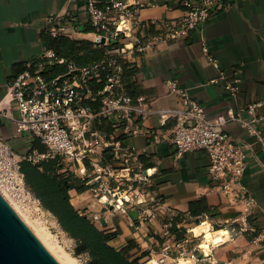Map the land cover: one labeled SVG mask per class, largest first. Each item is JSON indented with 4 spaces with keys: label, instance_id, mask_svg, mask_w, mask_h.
<instances>
[{
    "label": "built area",
    "instance_id": "built-area-1",
    "mask_svg": "<svg viewBox=\"0 0 264 264\" xmlns=\"http://www.w3.org/2000/svg\"><path fill=\"white\" fill-rule=\"evenodd\" d=\"M177 1L184 7L181 17L143 22L141 9L156 6L158 1L85 0L93 41L101 49V56L89 64L80 65L59 56L52 48L45 49L27 62L25 70L12 80L9 91L19 110V117L15 119L17 130L36 136L47 150L32 149L21 158L0 136L1 182L14 188L17 175L24 179L23 159L39 163L58 158L67 162L74 173H82L87 190L106 210L128 214L129 209L136 208L140 220L154 224L163 208V198L154 182L157 169L145 166L141 159L143 151L132 142L135 136L144 134L149 137L148 146L167 140L177 156L194 150L206 151L210 159L209 175L219 182L224 194L234 195L243 205L239 223H231L223 236L233 237L255 230L250 217L257 204L256 196L246 187L237 191L233 188L241 182L247 168L245 147L249 144L237 140L226 125L239 123L247 135L262 144L264 151V131L257 126L264 122V115L257 113L264 97L237 110L229 108L227 112L211 116L191 95L189 88L170 78L166 84L169 92L178 97L179 107L173 114L175 125L167 134L146 124L154 112L151 108L153 100L144 95L133 97L126 87L124 60L129 54H145L160 43L185 37L192 31L198 33L207 60L221 69V62L210 52L204 33L206 24L223 6V0ZM72 17L48 14L45 29L54 36L69 34L75 29ZM153 25L160 27L155 33L151 32ZM96 37H105V42H95ZM60 67L62 69L57 71ZM242 79L240 70H236L232 77L221 70L211 82H221L235 99L242 89ZM168 115L167 112L160 114L161 125L167 123ZM104 123L111 126L110 132L99 129ZM82 210L88 213L86 209ZM89 215L93 221L102 219L97 212ZM127 216L131 219V226L135 229L141 227L129 214ZM173 224L174 216L164 219L165 234L171 240L164 243L159 255L150 252L152 260L156 259L160 264L166 258H172L176 264H201L204 261L217 264L213 258L214 247L207 252L197 236L191 237L187 233L176 238L169 230ZM176 226L183 227L179 222Z\"/></svg>",
    "mask_w": 264,
    "mask_h": 264
},
{
    "label": "crops",
    "instance_id": "crops-1",
    "mask_svg": "<svg viewBox=\"0 0 264 264\" xmlns=\"http://www.w3.org/2000/svg\"><path fill=\"white\" fill-rule=\"evenodd\" d=\"M156 1L158 5L141 9L143 22L177 19L184 14V7L177 0ZM51 13L65 18L73 16L75 29L63 36L93 41L85 0H0V110L3 113L0 115V136L21 158L37 149L35 142L41 141L30 132L17 130L15 119L19 117V110L11 99L9 84L25 70L27 62L47 49L44 35H54L45 29V16ZM159 28L153 25L151 32L155 33ZM204 34L210 52L221 62V69L207 60L196 31L160 43L145 54L131 53L124 60L127 64L124 81L129 93L153 100L151 108L154 112L146 120L148 126L168 134L175 125L173 114L179 107V99L168 90L166 81L170 78L189 88L191 95L205 106L211 116L227 112L229 108L237 110L264 97V0H223V6L206 24ZM221 70L228 77H232L236 70L241 71L242 89L235 99L221 82H211ZM165 112L169 117L167 123L161 125L160 114ZM257 113L264 115V103L257 108ZM257 126L264 131V122ZM226 128L237 140L249 144L245 147L247 168L241 182L233 188L237 191L246 187L256 196L257 204L250 217L256 227L255 230L217 240L213 258L217 264H264V151L262 144L247 135L239 123L229 122ZM99 129L105 133L112 130L106 123L99 125ZM132 142L143 151L141 159L145 166L157 169L154 182L163 198V208L154 224L140 220L136 208H131L129 216L136 224H141L139 229H135L128 214L106 210L99 202L87 198L88 190L70 191L77 208L86 209L89 214L97 212L105 218L104 229L121 228V234L112 241L117 248L134 239L142 250L159 255L169 239L163 225L168 216L178 217L179 223L187 230L198 220L207 219L212 228L221 230H226L233 222L239 223L243 205L234 195L224 194L219 182L209 175L210 159L206 151L194 150L177 156L167 140L148 146L149 137L144 134L135 136ZM43 145L46 151L47 146ZM199 236L205 239L201 245L205 247V235ZM207 236L215 237L212 232ZM153 261V264H158V261ZM162 264L176 263L172 258H166Z\"/></svg>",
    "mask_w": 264,
    "mask_h": 264
},
{
    "label": "trees",
    "instance_id": "trees-1",
    "mask_svg": "<svg viewBox=\"0 0 264 264\" xmlns=\"http://www.w3.org/2000/svg\"><path fill=\"white\" fill-rule=\"evenodd\" d=\"M44 41L47 49L52 48L59 56L80 65L91 63L102 53L90 40L45 34ZM126 65L124 63V69ZM61 69L60 67L57 71ZM35 147L40 151L46 149L37 141ZM21 170L26 185L40 199L43 207L52 212L62 229L76 239V254L88 252V264H144L142 259L149 255V251L142 250L136 240L131 239L124 247L117 248L112 241L121 234V228L117 226L115 229H104L95 223L88 213L74 205L70 191L76 189L83 192L88 186L85 180L73 172H65L64 163L60 159L52 158L39 163L23 159ZM178 222L179 218L175 217L170 231L180 239L186 234L187 228H178ZM198 222L199 220L196 221Z\"/></svg>",
    "mask_w": 264,
    "mask_h": 264
},
{
    "label": "water",
    "instance_id": "water-1",
    "mask_svg": "<svg viewBox=\"0 0 264 264\" xmlns=\"http://www.w3.org/2000/svg\"><path fill=\"white\" fill-rule=\"evenodd\" d=\"M105 39L96 37L95 42ZM101 220L106 225L105 218ZM0 264H62L1 190Z\"/></svg>",
    "mask_w": 264,
    "mask_h": 264
},
{
    "label": "bare ground",
    "instance_id": "bare-ground-1",
    "mask_svg": "<svg viewBox=\"0 0 264 264\" xmlns=\"http://www.w3.org/2000/svg\"><path fill=\"white\" fill-rule=\"evenodd\" d=\"M17 184L13 188L5 183L3 181H0V190L4 193V195L7 197V199L12 203V205L18 210V212L22 215V217L26 220V222L32 227V229L35 231V233L39 236V238L44 242V244L53 252V254L59 259V261L62 264H80L78 259L68 253L65 249H63L62 246H60L53 236V234L49 231V229L41 222L38 221L36 218L32 219L31 213L32 210L35 209L38 210L40 207L38 206V203L36 204L35 201H32L31 199L27 200V206L26 207V200L25 198L28 197L24 191H22V188H24V179L20 176H16ZM17 186H19L18 190L21 191L15 194V190L17 189ZM32 209V210H31ZM31 211V212H30ZM190 233H192L193 236H199V235H205L206 237V245L205 249L206 251H210L212 247L216 246V241L223 237L224 230L221 229H214L212 228V225L208 221H204L201 224L194 225L190 228ZM210 232L213 233L215 236L214 238H209L207 234ZM220 235V236H219ZM154 261H150L149 264H153ZM158 264H160L158 262ZM184 264V263H182Z\"/></svg>",
    "mask_w": 264,
    "mask_h": 264
},
{
    "label": "rangeland",
    "instance_id": "rangeland-1",
    "mask_svg": "<svg viewBox=\"0 0 264 264\" xmlns=\"http://www.w3.org/2000/svg\"><path fill=\"white\" fill-rule=\"evenodd\" d=\"M63 163H64V167H65V172H67V173L68 172H73L70 169V167H69L70 165H68L67 162L63 161ZM74 174L79 176V177L82 176L81 172H78V173L75 172ZM18 188H19V186L17 187V189H14L15 190V194H17V197H18V192L21 191L20 189L18 190ZM22 191H24V193H26V195L28 196V197L25 198V200H26V205L25 206L26 207H28L27 206V200L28 199H31L32 201H35V203L36 204L38 203V206L40 207L36 211H35V209L34 210L31 209L32 210V213H31L32 219L36 218L38 221H41L49 229V231L53 234V236L57 240L58 244L60 246H62L63 249H65L68 253H70L71 255L76 257L78 259V261L80 262V264H88L89 259H90V256H89L88 252H84V253H81V254H76V247H77L76 239L72 238L66 231H64L62 229L60 223L58 222L57 217L52 212H50L49 210H47L46 208L43 207L40 199H38L35 196V194L30 190V188H28V186L26 185L25 181H24V188H22ZM87 198H92L94 201H97L96 198L90 193H89V197H87ZM206 220L199 221L198 223L194 222L191 225H189V228L193 227L194 225L201 224V223H203ZM94 222L97 223L100 227L103 228L102 220H98V221H94ZM186 233L189 236L193 237L192 233H190V231L187 230V229H186ZM196 239L198 240V242H200L202 244L204 243V240H205L202 236H198ZM223 240H224V238H223ZM150 258H151L150 255L144 257L142 259L144 264H149ZM151 260H152V258H151ZM154 260H156V259H154ZM156 261H158V260H156ZM182 263L183 262H181V264Z\"/></svg>",
    "mask_w": 264,
    "mask_h": 264
}]
</instances>
